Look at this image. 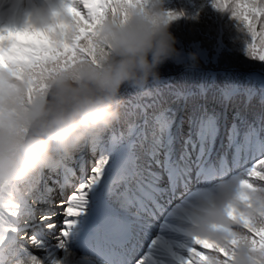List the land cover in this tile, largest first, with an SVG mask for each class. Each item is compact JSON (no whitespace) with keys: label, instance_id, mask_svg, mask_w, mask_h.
<instances>
[{"label":"snow or ice","instance_id":"snow-or-ice-1","mask_svg":"<svg viewBox=\"0 0 264 264\" xmlns=\"http://www.w3.org/2000/svg\"><path fill=\"white\" fill-rule=\"evenodd\" d=\"M211 2L239 21L247 33L245 54L256 67L219 92L164 80L124 88L121 116L111 127L70 160L0 188V243L9 231L18 233L32 264H232L241 239L264 253V224L250 219L240 218L244 235L230 245L170 222L181 220L174 206L191 204L235 174L248 177L242 190L252 181L264 183V0ZM150 3L0 0V75L26 83L30 102L47 92L53 76L83 62L99 65L110 55V47L98 42L101 26L110 17L126 23ZM177 15L168 10L163 23ZM26 184L47 193L49 210L37 221L46 237L7 222L19 216L21 201L37 203L22 194ZM183 220H190L187 213ZM166 229L183 232L188 242H167L155 253Z\"/></svg>","mask_w":264,"mask_h":264},{"label":"clouds","instance_id":"clouds-1","mask_svg":"<svg viewBox=\"0 0 264 264\" xmlns=\"http://www.w3.org/2000/svg\"><path fill=\"white\" fill-rule=\"evenodd\" d=\"M167 11L164 0H151L126 23L110 17L98 36L99 44L110 47V55L99 65L83 62L53 76L47 92L30 102L26 83L8 72L0 75V188L33 177L61 158L70 160L86 141L120 118L124 88L144 89L161 80V66L181 55L178 38L163 23ZM187 55L192 66L199 63L198 52ZM247 179L243 172L235 174L191 204L174 206L185 231L230 245L244 235L241 217L264 224V183L252 181V187L242 190L240 182ZM33 193L31 184L24 185L25 197ZM185 213L190 220H183ZM20 259L32 264L29 257ZM232 264H264V253L241 239Z\"/></svg>","mask_w":264,"mask_h":264},{"label":"trees","instance_id":"trees-1","mask_svg":"<svg viewBox=\"0 0 264 264\" xmlns=\"http://www.w3.org/2000/svg\"><path fill=\"white\" fill-rule=\"evenodd\" d=\"M164 7L178 14L169 28L178 38L181 55L161 66V80L219 92L256 67L245 54L247 33L228 10L213 7L211 0H164ZM190 51L199 53L196 66L189 61Z\"/></svg>","mask_w":264,"mask_h":264},{"label":"rangeland","instance_id":"rangeland-1","mask_svg":"<svg viewBox=\"0 0 264 264\" xmlns=\"http://www.w3.org/2000/svg\"><path fill=\"white\" fill-rule=\"evenodd\" d=\"M15 185L13 184V187H14ZM45 199V201L43 202V201H41L38 205H32V208H31V214H33V215H35V217H36V224H34L33 223V225L31 224H29V225H27V226H23V227H20L19 226V221H18V219H17V217L16 218H9L8 219V223H10V224H13L14 226H16L18 229H19V231L20 232H24V231H28L29 233H33V232H35L38 236H41V237H44V228H43V226L42 225H38V223H37V221H38V216H36V214L37 213H40V214H42V213H44L45 211H47V210H49V205H48V203H47V201H48V196H46V198H44ZM25 206H29V205H27L26 203L24 204ZM38 207H41L42 209L41 210H39V212H36V213H34V210L36 209V208H38ZM21 209V208H20ZM170 222L171 223H173V224H176V225H180L181 227H183V222H181L179 219H176V218H170ZM31 226V228H28V227H30ZM160 230V228H159V222L157 223V226H156V228H155V232L154 233H152L153 235H155L156 234V232H158ZM18 233H16V232H12V231H9L8 233H7V238L2 242V243H0V263L1 262H3L4 260H5V258H6V256L8 255V252H6L5 250H4V248H5V245L9 242V241H11L13 238H14V240L15 241H18V242H21L22 244L24 243L21 239H20V237L19 238H17L16 237V235H17ZM48 235V233H46L45 234V237ZM163 236L165 237V240L164 241H162L161 242V244L160 245H158L157 246V248L154 250V252L155 253H159V252H161V251H163V247H162V245L164 244V243H167V242H172V241H182L183 240V238L185 237V234H183L182 232H173V231H171V230H164L163 231ZM17 257H23V252L22 251H20L19 253H18V256Z\"/></svg>","mask_w":264,"mask_h":264},{"label":"bare ground","instance_id":"bare-ground-1","mask_svg":"<svg viewBox=\"0 0 264 264\" xmlns=\"http://www.w3.org/2000/svg\"><path fill=\"white\" fill-rule=\"evenodd\" d=\"M46 233H47L46 230H44V233L43 234L45 235Z\"/></svg>","mask_w":264,"mask_h":264}]
</instances>
